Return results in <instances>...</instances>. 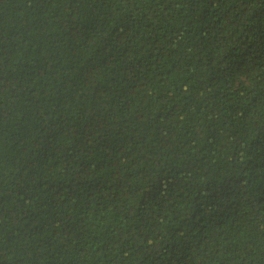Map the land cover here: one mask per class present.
<instances>
[{
	"label": "trees",
	"instance_id": "16d2710c",
	"mask_svg": "<svg viewBox=\"0 0 264 264\" xmlns=\"http://www.w3.org/2000/svg\"><path fill=\"white\" fill-rule=\"evenodd\" d=\"M0 264H264V0H0Z\"/></svg>",
	"mask_w": 264,
	"mask_h": 264
}]
</instances>
